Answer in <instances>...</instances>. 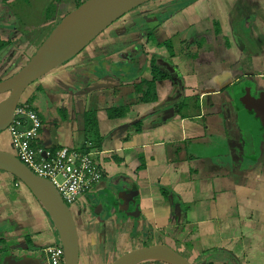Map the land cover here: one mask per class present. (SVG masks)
Returning <instances> with one entry per match:
<instances>
[{"label":"crops","instance_id":"0c3cea01","mask_svg":"<svg viewBox=\"0 0 264 264\" xmlns=\"http://www.w3.org/2000/svg\"><path fill=\"white\" fill-rule=\"evenodd\" d=\"M180 1L152 0L127 12L20 99L41 119V146L81 147L87 140L99 152L104 176L96 201L82 200L73 215L78 264H112L162 243L192 264H264V0H230V9L224 0ZM57 14L44 18L48 30ZM143 16L149 37L138 21ZM237 19L249 23L241 39ZM3 23L0 36L20 48L0 51V79L44 39L20 38L23 29ZM186 29L188 38L166 49ZM210 32L209 45L200 46ZM224 37L232 44L225 50ZM190 44L196 51L188 57ZM152 63L170 82L156 80V98L143 101L135 84L152 78ZM123 106H130L124 116L108 114ZM1 135L8 143L0 137V149L13 152L8 131ZM57 242L28 188L0 171V264H49L43 248Z\"/></svg>","mask_w":264,"mask_h":264},{"label":"water","instance_id":"95a60500","mask_svg":"<svg viewBox=\"0 0 264 264\" xmlns=\"http://www.w3.org/2000/svg\"><path fill=\"white\" fill-rule=\"evenodd\" d=\"M150 1L83 0L65 13L28 60L12 75L0 80V132L11 124L15 108L29 85L77 55L124 14ZM0 171L26 186L48 214L58 238L57 245L63 250L62 264H78L76 223L56 187L48 179L37 176L13 152L5 149H0ZM132 193L130 191V195ZM147 261L192 264L163 243L132 250L112 264H142Z\"/></svg>","mask_w":264,"mask_h":264},{"label":"built area","instance_id":"2783aa9c","mask_svg":"<svg viewBox=\"0 0 264 264\" xmlns=\"http://www.w3.org/2000/svg\"><path fill=\"white\" fill-rule=\"evenodd\" d=\"M41 119L27 101H20L7 131L13 154L37 176L48 179L70 208L80 197H95L103 180V171L96 160L99 153L91 141L83 146H61L56 149L39 143ZM47 263L62 264L63 250L59 245L46 246Z\"/></svg>","mask_w":264,"mask_h":264},{"label":"rangeland","instance_id":"374dc122","mask_svg":"<svg viewBox=\"0 0 264 264\" xmlns=\"http://www.w3.org/2000/svg\"><path fill=\"white\" fill-rule=\"evenodd\" d=\"M255 1V0H254ZM262 1V0H260ZM51 2V0H9V1H6V0H0V22H6V23H9L8 20L11 19V24H5L3 23V29L9 25L10 26H13L14 25H17V27L23 29L24 31L21 32V37H23V39H29V37H31V39L35 38V41L38 42L41 40V36H43V38H45V36L50 32L49 27L44 25L43 24V20L46 16V14L48 13L46 10H47V6L48 4ZM256 2V1H255ZM258 3V2H256ZM57 18L51 22L52 24H54L59 18H61L62 15H64L65 13H67L68 11L72 10L74 7H75V4H76V1L75 0H59L57 2ZM221 6L224 7V9H230V8H233V5L232 3L230 2V0H224L223 2H221ZM218 10L219 7H218ZM50 11V10H49ZM230 14V13H229ZM225 13L224 17L227 18V22L230 23V15ZM232 18L235 17L234 14L232 13ZM145 20V17H140V19L138 21L141 22V26L144 27V28H141L144 30V32H146V35L149 36V33L147 31V27L144 22ZM14 24V25H13ZM216 21L214 20L213 22V28H215L216 30ZM219 25V24H218ZM210 26H211V23H210ZM248 26H249V23L246 22L245 20H234V35L237 37V35L239 36V38H243L245 36V34L247 33L248 31ZM218 27V26H217ZM28 28L31 29V31H25L27 30ZM2 29V28H1ZM15 29L13 28L11 32H14ZM48 31V32H47ZM220 32V31H219ZM0 33L4 34L5 35V32L4 30H0ZM190 35V31L189 29H186L182 35H176L175 37L171 38L170 41L169 39H167L169 42H166L165 43V46H166V49H168V44H171L170 49H176L177 45L179 44V40L181 38H183L184 40H186L188 38V36ZM211 35V32L210 34H204L202 35L200 38V46H203L205 47V44H208L209 45V40H208V36ZM218 35V34H217ZM220 35V34H219ZM20 36V33H13V36L10 37V39L12 41H15V37H18ZM161 36H163L161 34ZM164 37V36H163ZM3 36H0V39L3 40ZM161 38V37H160ZM152 39V38H151ZM18 42V41H17ZM42 42V41H41ZM40 42V43H41ZM13 43V42H12ZM39 43V44H40ZM229 43V45H228ZM38 44V45H39ZM37 45V47H38ZM232 44H230V41L227 39V38H222V43H221V48L225 50V48L227 46H230L231 47ZM13 46V45H12ZM189 45H187L186 49H188V51H191L190 53L186 54V56H193L192 54V51H196L195 50V47L194 45L190 44V46L188 47ZM7 47H10V46H6L5 47V50H7L8 48ZM14 48H20L19 47V44L18 43H14ZM36 47V48H37ZM4 50V49H2ZM33 50L31 49V52ZM29 53V51H28ZM223 53V52H222ZM195 54V53H194ZM28 55V54H27ZM185 56V57H186ZM194 57H197V55H195ZM29 58V57H28ZM27 58V60H28ZM191 58V57H190ZM190 58H184L185 61L187 62H190ZM26 60V61H27ZM25 60H23L22 62H24ZM22 62L19 64V67L20 65L22 64ZM229 64V63H227ZM15 66V65H14ZM13 66V67H14ZM12 67V63H9L7 69H11L12 71L13 70H17L18 69V66L13 68ZM13 68V69H12ZM208 82H209V79H208ZM25 94V93H24ZM1 138H4V140L8 143V138H7V135H1L0 136ZM7 145V144H6ZM9 149L11 150V148L9 147ZM7 174V173H6ZM20 182V181H18ZM22 184V183H20ZM93 196H89V198H84V197H80L78 200V203L76 205H73L70 207L71 209V212L72 214L74 215V212L77 211V208L82 205L81 202L82 200L86 203L85 206L89 205V203L91 204H94V202L96 201L94 198H92ZM89 199V200H88ZM87 200H88V203H87ZM263 258H264V255H263ZM189 259V258H188Z\"/></svg>","mask_w":264,"mask_h":264},{"label":"trees","instance_id":"16d2710c","mask_svg":"<svg viewBox=\"0 0 264 264\" xmlns=\"http://www.w3.org/2000/svg\"><path fill=\"white\" fill-rule=\"evenodd\" d=\"M59 0H51V2L48 4L47 6V14L45 16V19H48L50 18L51 16L55 15V10L57 8V2ZM76 1V4H75V7L78 6L83 0H75ZM195 0H181L180 2H178V5L179 7H183V6H186L187 4L193 2ZM50 10V11H49ZM62 18V17H61ZM60 18V19H61ZM59 19V20H60ZM58 20V21H59ZM57 21V22H58ZM56 22V23H57ZM55 23V24H56ZM55 24L52 26V28L55 26ZM216 25V24H215ZM51 28V29H52ZM216 31H218V27L216 25ZM149 36H150V33H149ZM148 36V37H149ZM9 46V45H13V43L10 41V40H1L0 39V51L5 48L6 46ZM171 46V44H168V47ZM151 73H152V78L150 80H144L142 79L140 81V83L138 84H135V89L137 91V93H142V96H141V100L143 101H149V99H152L154 100L156 98L155 96V81L156 80H159V79H162V80H165L167 86H169V77L167 74H165L164 72L160 71L155 64H151ZM1 80V79H0ZM129 107L130 106H123V107H119V108H113V109H109V112L108 114L111 116L112 113L111 111L115 112L113 113L114 116H117V117H121V116H124L125 113L129 110ZM111 110V111H110ZM14 178V177H13ZM14 180L18 181L16 178H14ZM20 183V182H19ZM207 264H211V263H207Z\"/></svg>","mask_w":264,"mask_h":264}]
</instances>
